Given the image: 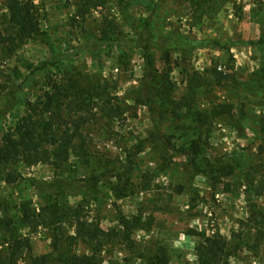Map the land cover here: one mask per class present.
Returning <instances> with one entry per match:
<instances>
[{
	"label": "rangeland",
	"instance_id": "obj_1",
	"mask_svg": "<svg viewBox=\"0 0 264 264\" xmlns=\"http://www.w3.org/2000/svg\"><path fill=\"white\" fill-rule=\"evenodd\" d=\"M35 4L41 32L12 50L4 40L14 32L8 0H0V150L30 103L37 120H49L46 94L76 83L89 93L59 98L70 127L88 119L81 127L88 155L61 167L0 164V250L10 249L5 239L15 233L32 251L14 264L43 256L61 264L55 227L25 226L26 204L37 213L81 209L84 221L106 232L122 231V217L139 219L134 245L122 236L73 242V252L97 264H147L159 247L170 264H198L201 241L213 237L239 247L229 264H264V44L169 56L153 49L149 59L141 49L98 44L135 39L146 28L156 36L264 40V0H106L85 18L79 0ZM71 101L86 109L79 113ZM222 104L233 113L215 119L212 109ZM57 234L76 236L69 223Z\"/></svg>",
	"mask_w": 264,
	"mask_h": 264
},
{
	"label": "trees",
	"instance_id": "obj_2",
	"mask_svg": "<svg viewBox=\"0 0 264 264\" xmlns=\"http://www.w3.org/2000/svg\"><path fill=\"white\" fill-rule=\"evenodd\" d=\"M106 0H79L78 15L85 18L92 7H102ZM7 9L9 11V23L14 30L5 40L11 44L12 50H16L25 42L34 39L41 32V22L38 7L35 0H8ZM111 30L117 32L118 29L112 23ZM98 44L106 47L123 46L130 50L141 49L145 51L149 59V52L153 49L161 50L170 54L172 51L193 52L197 50L210 49H230L231 46H239L241 44L262 45L264 40L249 42H222L219 40H199L190 39L178 34H163L162 36L154 35L149 28L135 39H112L108 36L105 39L98 40ZM54 94H46V102L43 104V112L49 116V120L39 119L38 108L29 104V115L22 118L17 124L13 133L4 137V145L0 150V164H6L12 160H23L27 165L32 166L39 163H50L56 167L66 164L72 155L81 156L88 155L86 151V143L83 140L81 127L89 121L84 119L77 120L74 127H70L69 122L63 115V107L61 105L60 96L69 95L81 99V87L76 83L64 85H55ZM69 104L74 105L71 101ZM74 106L78 108V112L82 113L85 109V103H76ZM71 109V108H70ZM9 110V109H8ZM234 107L228 104L217 105L212 109V116L215 119L232 115ZM199 120L202 121L200 116ZM77 142H81L76 145ZM49 147L50 150H46ZM199 151V147L197 148ZM233 174L230 170L228 175ZM10 182V181H9ZM57 210L47 213L46 209H42L37 213L36 209H32L29 205H23V223L36 229L37 226H45L46 228L55 227L53 254L57 256L61 264H97L96 257L90 255H78L73 252L72 244L75 240L81 239L89 242H102L103 240H115L122 236L123 241L134 245L133 235L136 229L141 225V221L137 218L133 220L127 217L121 218L122 231L106 232L99 226L89 224L82 219L83 211L81 209H67L65 211ZM6 222V221H5ZM3 224L10 225L9 223ZM72 224L75 228V237H65L58 235L62 232L64 224ZM68 240L69 243H67ZM5 244H10V249L0 250V264H14L17 262L24 252H31L32 245L29 238H22L12 233L10 241L5 239ZM3 245H0L2 247ZM239 251V247L230 249L228 244L218 237L204 238L199 247L198 264H229L228 260ZM50 256L40 258H32L31 264H48ZM171 257L168 249L159 247L155 255L147 264H170Z\"/></svg>",
	"mask_w": 264,
	"mask_h": 264
}]
</instances>
